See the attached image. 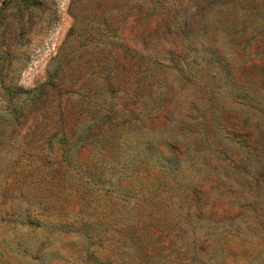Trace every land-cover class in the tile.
Masks as SVG:
<instances>
[{
	"label": "rangeland",
	"instance_id": "rangeland-1",
	"mask_svg": "<svg viewBox=\"0 0 264 264\" xmlns=\"http://www.w3.org/2000/svg\"><path fill=\"white\" fill-rule=\"evenodd\" d=\"M0 264H264V0H9Z\"/></svg>",
	"mask_w": 264,
	"mask_h": 264
},
{
	"label": "water",
	"instance_id": "water-1",
	"mask_svg": "<svg viewBox=\"0 0 264 264\" xmlns=\"http://www.w3.org/2000/svg\"><path fill=\"white\" fill-rule=\"evenodd\" d=\"M9 0H4L0 5V11L2 8H4Z\"/></svg>",
	"mask_w": 264,
	"mask_h": 264
}]
</instances>
